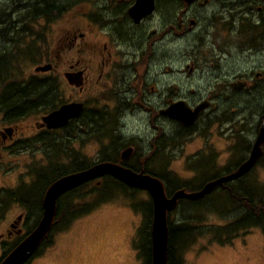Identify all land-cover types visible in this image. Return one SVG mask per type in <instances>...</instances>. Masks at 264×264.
Returning <instances> with one entry per match:
<instances>
[{
	"label": "rangeland",
	"instance_id": "374dc122",
	"mask_svg": "<svg viewBox=\"0 0 264 264\" xmlns=\"http://www.w3.org/2000/svg\"><path fill=\"white\" fill-rule=\"evenodd\" d=\"M96 1L80 0L72 7L60 11L59 16L56 18L31 20L32 36L28 33L22 37L17 36L16 25L18 22H14L13 18L15 16L10 15L8 19L5 14L9 12L4 13L0 10V50L5 47L2 38L14 39L12 49L8 53L15 58L9 62L6 68L9 71L6 78L0 79V92L3 89L4 81H6L5 84L13 85L12 90L15 89L14 85L24 87L32 81L39 88L44 84H48V87L51 86L45 94L48 103L51 102L50 99L55 101L56 98L58 104H60L71 98L72 100L85 102L87 104L86 111L89 112L97 110L98 107L100 109L104 108L105 104L108 105L109 109H112L109 106L113 103L100 97V87L94 88L91 86L82 94H78L77 89L68 86L63 76V73L68 69V64H73L76 61L81 67H86L89 64L95 67L99 60V54L92 53L90 48H86L85 44L81 45L80 41L73 50H60L57 48L61 44L60 40L67 37L65 30L84 26ZM2 2L8 5L6 1L0 0V7ZM8 20H11L14 25L9 23ZM18 34H21V32H18ZM90 39L101 44L99 35L86 36L83 43L88 42ZM183 46L184 42L182 41L173 44L170 58L165 61H162L159 54L155 58L153 55L146 79H158L153 84L151 95L160 94L164 81L169 82V84H177L179 88L184 86L183 93L180 96H186V90L194 88V94L190 93L185 99L190 105L206 95V87L203 86L202 81H197V76L183 81L182 73L177 72L187 63L188 57L183 56ZM17 47L18 49H15ZM206 55L208 53L202 51L199 53V58H205ZM55 57H58V59ZM255 58H257L256 63H259V56L251 55L247 58L246 55H237L236 67L239 69L249 68L255 62ZM210 60H212V56L209 57ZM46 62L56 64L54 70L51 71L52 73L40 74L33 72L36 65L45 64ZM261 62L264 64V60ZM230 63L231 56H227L225 64ZM163 64L164 66H171L174 71L172 70L167 74L163 73ZM131 68V76L133 77L137 74L138 67L134 64ZM99 69L100 67L97 70ZM143 69L144 67L140 69V72H143ZM228 73L231 74L232 71ZM145 74L146 71L141 77L143 78ZM48 80L54 82L55 86L47 82ZM32 82L29 84H33ZM196 84L197 86H195ZM131 89L126 95L130 99L127 101L129 108L124 111L125 113L119 119L117 118L119 131L117 129L114 132L116 137L122 141L131 140V136H141L143 141L138 144L141 149L137 148V152L140 153L139 156L141 157L152 151L149 141L153 132L147 125L146 116L143 112L138 114L137 110L133 112L129 110L135 104L133 102V88ZM198 89L200 90L199 93H197ZM229 89L231 88L224 86L220 88L221 98L212 101L211 108L208 109L206 114L210 116L220 115L224 110L229 109L230 104L232 106L236 105L237 116L244 115L250 118L248 124L241 123V121L236 123L237 141L241 138L238 131L243 126L247 132L248 140L251 141L255 137V131L247 130V128H255L260 123L261 111L264 107V86H253L248 90L236 92V99H232L234 93L229 92ZM172 90H176L174 85ZM215 90L218 91L219 88H215ZM8 91L9 88L6 90L5 96H7ZM2 98H4V95H2ZM162 99L164 100V97H159L157 101L151 104L153 106L166 105ZM0 106H2L1 102ZM121 106L125 108L124 104ZM39 110L28 114L19 123L20 129L17 138L21 140H14L15 143L10 151L0 153V188L8 191H18L26 186L29 189L33 183L35 193L27 195L35 196V194H39L43 184L33 172L58 162L67 163L65 156L58 155L59 146L65 143L66 138L70 140L69 143H66L69 144L68 147L66 146L67 150H71L69 153L70 159H72L73 153H77L79 159L85 157L90 163H93L98 160L103 152L105 156L111 158H113L111 154L120 152L121 144L120 146L113 144L111 148L104 149L103 145L90 135L87 130V123L84 127L77 125V123V129L72 128L71 135L64 134L62 141L60 134H50L56 140V148L50 147L49 141L45 138L39 143L34 142V139L31 138L42 132L37 131L34 124L37 121L40 122V116L49 112L46 108ZM223 116L229 117L228 114ZM111 117L116 118V114L114 113ZM112 118H109L110 126H112ZM157 124L160 126L159 133H165L162 136L167 137L168 145L166 147L161 145L158 153H156L157 155H152L147 160V164H149L148 169L150 171L161 175L162 178L168 181L169 191L175 189L174 186L178 187L184 183H190V188L195 189L203 181L224 174L227 169L233 168L245 156V152L239 150L242 142H244L243 139H240L234 147L229 144L234 135H231L225 128L226 124L219 126L203 121L202 124L205 125V128L189 138L184 136L181 128L174 121L168 122L158 119ZM102 140L104 143V141H108V138ZM203 142H212L214 149L205 150V147L200 148ZM199 148L201 151H198ZM234 148L237 150L234 151ZM53 152H56V155L47 158ZM215 152L217 156L213 154ZM137 164L136 157L134 159L130 157L128 161H124V166L127 165L128 167H137ZM52 177L51 173L46 175L47 180H51ZM227 186L230 190L216 188L200 202L180 200L178 206L169 213L167 218L173 227L179 226L181 229H184L186 225L191 227L189 239L185 242L184 239L180 241L176 239L172 245V254L175 261L180 259L182 264H264V232L262 227L259 225L234 227L232 225L239 220L242 213L247 211V208L244 209V207L238 205V201L235 199L241 196L249 199L255 191L264 194V159L256 163L248 173L247 179L233 181L228 183ZM3 189L1 190L4 191ZM88 191L89 187L80 192H74L68 203H77L78 196ZM91 195L94 194L90 193ZM110 196V198L99 202L86 214L77 216L71 221L67 220V216L64 219L62 218V222L59 221L57 229L53 232L54 236L51 238L50 247L47 249L42 248L40 251L42 257L37 260L36 264H144L145 260L140 248L143 246V249H145L146 247V236L150 224H145L144 210L145 205L150 201V197L147 192L138 189L132 191V188ZM18 197L21 198L22 196L19 195ZM64 202L61 204L62 206L65 204ZM19 206L21 209L24 207L19 202L7 203L5 210L0 212V223L6 222L17 214L20 211ZM62 208L64 209V207ZM27 213L29 220L35 221L36 210L32 212L27 209ZM133 237L135 242L130 246L129 242L132 241ZM228 238L229 240H227Z\"/></svg>",
	"mask_w": 264,
	"mask_h": 264
},
{
	"label": "flooded vegetation",
	"instance_id": "af4514ba",
	"mask_svg": "<svg viewBox=\"0 0 264 264\" xmlns=\"http://www.w3.org/2000/svg\"><path fill=\"white\" fill-rule=\"evenodd\" d=\"M4 1L8 4L7 6L4 5V9L6 12H9L5 17L9 19L10 15L12 17L15 16V18H13L15 23L27 22L29 20L37 21L39 19L48 20L52 17L56 18L60 13L58 6L59 0L50 1L52 10L47 11V16L43 14L46 6V3H44L45 0ZM36 1L37 3L35 4ZM79 1L80 0L76 3ZM74 2L75 0H72V3ZM134 3L135 0H97L90 11L88 20L82 28L65 30L67 32V37L60 40L61 44L57 47L58 49L73 50L80 41L81 45L85 44L86 48H90L92 53L96 52L99 54V60L95 64V67L91 66V64L86 67H81L77 61L73 64H68V69L63 73V76L65 73L80 72L79 79L81 80L80 86L67 83L68 86L77 89L78 94H82L85 90L91 88V86L94 88L100 87V97L103 100L106 99V101L113 103L109 106L112 109H109L107 104L104 105V108H108V112L111 116L115 113L118 119L125 113L124 111L129 108L127 101L130 99L127 98L126 95L132 90L131 88H133V102L135 104H133V107L129 110L131 112L137 110L136 112L138 114H140L139 112L145 114L147 125L153 132L149 141L151 150H158L161 145L165 147L168 145L167 137L162 136L165 133H159L160 126H158L157 120L160 119L168 122L174 120L160 113L162 110L169 104L180 100L184 101L190 108L195 107L202 101H206L208 104L207 107L199 113L192 125L185 127L176 121L174 122L181 128L184 136L188 138L196 135L200 130L205 128V125L202 124L203 121L219 126L226 124L225 128L231 135H234V137L230 139V145L234 147L238 144L240 139L244 141L242 142V146L239 147V150L244 151L245 156H243V158L231 169V171L235 170L240 163L248 158L260 123L255 128H247V130L255 131L253 140H248L247 132L243 126V128L238 131V135H240L241 138L237 141L236 123L241 121V123L248 124L250 118L244 115H241V117L237 116L238 110L236 105L232 106L231 104L229 105V109L224 110L220 115L215 114L210 116L206 114V112L211 108L213 100L221 98L220 88L222 86L231 88L229 92L234 93L232 99H236V92L248 90L253 86H264V64L261 62L264 60V0H193L191 3H186L184 0H153L151 11L141 16L138 21L133 20L129 13ZM32 5L37 7L36 11H29V7ZM73 5L65 7V9ZM48 7H50V5H48ZM28 12L31 13L32 19H30ZM18 32H21V34H18ZM25 34H28V32L17 30V36L22 37ZM98 35L101 37V44H98L93 39L83 43V39L86 36L94 37ZM177 41L184 42L183 56L186 55L188 57L187 63L184 64L182 69L177 70V72H179V74L182 73L183 81L197 76V81H202L203 86L206 87V95L190 105L185 99L190 93L194 94V88L186 90V96H180V94L183 93L184 86L179 88L177 84H169V82L164 81V86L160 94L151 95L154 87L153 84H155L158 79H146L147 73L149 72V63L153 59L152 56L154 55L155 58L156 55L159 54L162 61L169 59L173 44H176ZM13 43L14 39L11 40L7 38L4 40V49L10 51ZM15 49H18V47ZM202 51L208 53L205 58H199V53ZM237 55H246L247 58L251 55L259 56L260 62L256 63L257 58H255V62L252 63L249 68L244 67L239 69L236 67ZM210 56H212V60L209 61ZM227 56H231L230 64H225ZM55 58L58 59V57ZM5 59H9L8 56L5 57ZM45 64L50 65V69L40 74L52 73L51 71L54 70L56 64L50 62H46ZM134 64L138 67V72L132 77L131 67ZM39 65L44 64H38L36 66ZM98 67H100L99 70H97ZM142 67H144L143 72H140ZM162 67L163 73L165 74L173 70L171 66H164V64ZM145 71L146 74L142 78L141 76ZM231 71L232 73L229 74L228 72ZM47 82L55 86L54 82L50 80ZM25 83H27V81H25ZM237 83L242 84L241 88H232V85ZM28 84L24 87L16 86L15 89L17 94H6L7 96H5V94H0V102L2 104V106H0V153L10 151L15 143L14 140H21L17 138L19 134L18 130L20 129L19 123L28 114L33 113V111L29 112L27 110L28 106L33 105L32 102H38L40 105L45 104L46 108H49V101L44 99L46 95L38 100H35L33 97L35 91L44 89L45 92H48V88H44V85H42L41 88L36 86V89L30 90L32 95L22 94L23 92H27ZM3 85L2 91L4 89L6 91L8 88L9 91L11 90V84ZM173 85L176 87V90H172ZM195 86H197V84ZM215 88H219V90L216 91ZM199 92L200 90L198 89L197 93ZM2 95H4V98H2ZM25 96L28 97L25 98ZM159 97H164V100H162L166 105L153 106L151 103L157 101ZM62 103L58 104L56 108L62 105ZM64 103H82V112L78 117L70 119L65 126L56 129L41 127L40 122H35L34 126L37 131L42 132L36 137L33 136L31 138L34 139V142L39 143L43 138L48 140V138L51 137V133L60 134V139L62 140V136L64 135L63 128H66L67 125L72 124V128L77 129L76 124L79 123L78 121L83 111H86L87 108L85 107H87V104L80 100H72L71 98ZM123 104L125 108L121 106ZM48 111L50 112L52 110L48 109ZM261 112H264V107ZM224 114H228L229 117L223 116ZM107 120L109 121V118H107ZM87 130L91 135V124H88ZM106 138H108V136ZM147 138L149 139V137ZM68 141L70 140L66 138L65 143ZM128 141L131 143L129 146L133 149L131 159L137 158L140 154L137 152V148L141 149L138 147V144H141L143 139L141 136H131V140ZM54 143L56 144L55 139ZM212 145V142H203L200 148L205 147V150H211L214 149ZM124 148L126 147H122L120 151ZM200 148L198 151H201ZM261 149L262 155L256 163L260 161V159H264V144L261 146ZM236 150L237 149L234 148V151ZM151 152V156L156 154V151ZM119 154L120 152H117L115 156L117 160H119ZM213 154L217 156L216 152ZM146 155H142V157ZM151 156L149 154V157ZM140 159L141 158H139L137 162H145L144 160L140 161ZM146 160H148V156ZM121 162L124 163V161ZM115 163L120 164L119 162ZM250 171L234 180V182L247 179V175ZM229 172L225 171L224 174ZM225 185L220 188H226ZM18 209L20 211L17 214L13 215L6 222L0 223V262L37 225L42 213L41 201L38 206L35 207L36 214L39 213L38 217H34L35 221L29 220L28 218L27 209L29 208L24 206L23 209H21L19 206ZM59 221L62 222V217L58 215L56 207L54 224L47 235L42 238L36 251L23 264H36L38 262L37 260L42 257L40 254L42 248L47 249L50 247L51 238L54 236L53 232L59 225ZM134 242L135 238L133 237L132 241L129 242L130 246Z\"/></svg>",
	"mask_w": 264,
	"mask_h": 264
},
{
	"label": "water",
	"instance_id": "95a60500",
	"mask_svg": "<svg viewBox=\"0 0 264 264\" xmlns=\"http://www.w3.org/2000/svg\"><path fill=\"white\" fill-rule=\"evenodd\" d=\"M153 0H135L129 13L133 20L149 13L152 9ZM191 3L193 0H184ZM50 65L36 66L34 73L47 72ZM79 73H65L64 78L70 85L79 86L81 80ZM241 83L232 85L234 89H240ZM207 102L202 101L195 107L190 108L180 100L169 104L162 113L164 116L176 121L182 126H190L194 123L199 113L207 107ZM82 103H64L58 108L41 116L40 126L48 129H56L65 126L70 119H74L82 112ZM264 144V112L260 117V126L250 149L249 156L239 166L225 174H221L207 180L202 186L194 191H186L185 188L173 190L166 195L165 185L162 180L142 171L136 172L121 164L102 161L95 162L87 168L65 174L52 181L45 189L42 200L41 217L34 229L17 244L0 264H23L38 248L43 237L47 235L54 224L56 203L60 196L70 192L86 183L92 182L103 176H109L118 180L124 186L132 189L144 190L148 193L151 201V222L149 228L150 237V264H167V216L173 211L180 200L198 201L211 194L216 188L236 180L250 171L256 161L262 155L261 146ZM133 153L132 147L128 146L120 151L119 161L128 160Z\"/></svg>",
	"mask_w": 264,
	"mask_h": 264
},
{
	"label": "trees",
	"instance_id": "16d2710c",
	"mask_svg": "<svg viewBox=\"0 0 264 264\" xmlns=\"http://www.w3.org/2000/svg\"><path fill=\"white\" fill-rule=\"evenodd\" d=\"M50 1L53 0H45L44 3H46V6L44 8V12L43 14L45 16H47V11L48 10H52L51 8V3ZM78 0H75L74 3H72V0H59V11H62L65 9V7L71 6L73 4H75ZM37 3V1L35 2V4ZM1 7L0 10L3 11L4 13L5 11V3L2 2L1 3ZM5 5V6H4ZM48 5H50V7H48ZM30 10H34L36 11V6H30L29 7ZM29 13V17L30 19H32L31 17V13ZM6 15V14H5ZM30 21L29 22H19L16 25V30L18 31H27L29 33L30 36H32V28L30 26ZM9 23H11L12 25L13 22L11 20H8ZM6 40L7 38H2V40ZM8 50L2 49L0 50V79L1 78H6V75H8V70L6 69L7 66L9 65V62H11L12 59H15L13 55H11L10 53H8ZM10 59H5V57H7ZM45 59V58H43ZM42 59V60H43ZM6 83V81H4V84ZM45 88H49L51 86L48 87V84H44ZM13 86V85H12ZM37 85L34 84H29L28 88L29 91L27 92V94H31V89H36ZM14 87H16L14 85ZM5 89L3 91L0 92V94H5ZM6 94H17L16 89L8 91V93ZM22 94H26V93H22ZM46 94L45 90H37L34 92L33 97L35 98V100L38 99H42L44 97V95ZM9 97V95H8ZM31 98V96H30ZM28 98V99H30ZM44 99L48 100V98L44 97ZM51 102L48 103L49 108H51V110L55 109L58 105V101L55 98V101H53V99H50ZM15 104V102H14ZM13 104V106H14ZM32 106H28L27 110L29 112L33 111V112H38L40 111L39 109L41 108H46V105H40L38 102H32ZM30 105V104H29ZM46 108V109H49ZM109 112L106 108H97V110H91L89 111H83L81 118L79 119V123L77 125L84 127L87 124H91V135L93 138H95L98 143L102 144L104 149H108L111 148L113 146V144H117L120 146L121 144V148L122 147H128L129 145H131L130 141H122L120 139H118V137H116L115 132L118 129L117 127V117L116 118H112L111 115L109 114ZM107 118H112V126L109 125V121L107 120ZM90 121V122H89ZM64 130V134L67 135H71L72 134V124L71 125H67L66 128H63ZM115 131V132H114ZM107 132V133H106ZM52 134V133H51ZM65 136V135H64ZM62 136V137H64ZM108 136V141H104V138H106ZM69 140V139H68ZM48 141L50 143V147H54L56 148L57 145L54 143V138L50 137L48 138ZM62 141V140H61ZM70 141H68L67 143H69ZM69 144L66 143H62L59 146L58 149V155L61 154L63 156H65L67 158V163H60L58 162L57 164H51L48 167L39 169L35 172H33V174H35V176L37 178H39V180L42 181V187L41 190L39 192V194H35V196L32 195H27V194H32L35 193L34 189V185L31 184V187L28 189V186H26L25 188H21L18 191L14 190V191H8L6 189L0 188V212H3L6 208V204L7 203H12V202H19L22 203L24 206H26V208H29L32 212L35 210V207L38 206V204L40 203V201L42 200V196L43 193L46 189V187L55 179L74 172V171H80L83 170L85 168H87L88 166L92 165L93 163H90L85 157L79 159L78 158V154L77 153H73L72 155V159H70L69 157V153L71 150H67ZM67 146V147H66ZM152 151H156L155 153H158V150H152ZM151 151L147 154L148 159L149 154L151 156ZM56 152L51 153L50 155L47 156V158L49 156H55ZM117 152L111 154V157L105 156L104 152L101 153L100 157L98 158V160L96 162H102V161H111V162H119L120 164H124L123 162H120L119 160L116 159ZM157 155V154H156ZM147 156L144 157H137V160L139 158L140 161L144 160V163H139L137 164V167L131 166L128 167L127 165H125L126 167L132 169L133 171L139 172L142 171V173L144 174H150L152 176H155L157 178H159L160 180H162L164 182L165 185V191H166V195H169L173 190L178 189V188H185L186 191H194L197 190V188H200L202 186V184L205 181H203L197 188L192 189L190 188L191 184L190 183H184L181 184L180 186L175 187V189L173 190H168L170 189L168 187V181L165 178H162L161 175L156 174L152 171H150L148 169L149 164H147ZM261 161V159H260ZM232 169V168H231ZM231 169H227L226 172L231 171ZM48 173H51L53 175L51 180H47L46 179V175ZM193 182V181H191ZM228 183H226V188L227 190H230L229 187L227 186ZM92 185V186H89ZM23 187V186H22ZM89 187V191L85 192L81 195L78 196V201L77 203H71L69 204V198L70 196L74 193V192H80L82 190H84L85 188ZM220 188V187H219ZM1 189H3L4 191H2ZM128 188L127 186H124L123 184H121L120 182L116 181L115 179L109 177V176H103L102 178L97 179L96 181H92L89 183H86L74 190H72L69 193H66L62 196H60L57 200V211H58V215H60L63 219L64 217L67 216V220L71 221L74 218H76L77 216H81L86 214L87 212H89L95 205H97L99 202L103 201L104 199L110 198L111 194L114 193H119V192H125L127 191ZM223 189V188H222ZM133 191V189H132ZM255 191V190H253ZM90 193H93L94 195L90 196ZM107 193V194H105ZM96 194V195H95ZM21 195L22 197L19 198L18 196ZM27 195V197H26ZM264 194L258 193L257 191L254 192V194L252 195L251 198L248 199V197H244L241 196L238 199H235L238 201V205H241V207H244V209L247 208V211L245 213L241 214V217L239 218V220L235 223L232 224L234 225V227L239 226V225H254L257 226L259 225L260 227H262V230L264 232ZM206 198V197H205ZM204 198V199H205ZM204 199L198 200V201H194V202H200ZM66 200V202H64ZM183 201V200H181ZM65 203L63 206L61 205L62 203ZM180 202V201H179ZM178 202V203H179ZM64 207V209L62 208ZM145 216H146V222L145 224L149 225L151 222V214H152V209H151V201L148 202V204L145 205V210H144ZM169 215V214H168ZM39 216V213L36 214V217ZM168 217V216H167ZM60 223V222H59ZM63 224V223H62ZM147 227V226H146ZM150 228V225H149ZM57 229V228H56ZM167 229H168V233H167V264H182V261L179 259L177 261H175V259L173 258V254H172V245L174 244V242L176 241H180L182 239H184V242L189 239V236L191 235V227L187 226L184 229L179 228V226L173 227L171 222L169 221V219L167 218ZM229 240V238L227 239ZM145 249L142 248V256L145 260L144 264H150V237H149V231H147V236H146V242H145ZM139 248V247H138ZM139 256H140V251H139Z\"/></svg>",
	"mask_w": 264,
	"mask_h": 264
},
{
	"label": "bare ground",
	"instance_id": "6f19581e",
	"mask_svg": "<svg viewBox=\"0 0 264 264\" xmlns=\"http://www.w3.org/2000/svg\"><path fill=\"white\" fill-rule=\"evenodd\" d=\"M112 178V177H111ZM114 179V178H113ZM97 180V179H96ZM96 180H94V181H96ZM116 180V179H115ZM116 181H118V180H116ZM119 182V181H118ZM142 191H144V190H142ZM146 192V191H145Z\"/></svg>",
	"mask_w": 264,
	"mask_h": 264
}]
</instances>
